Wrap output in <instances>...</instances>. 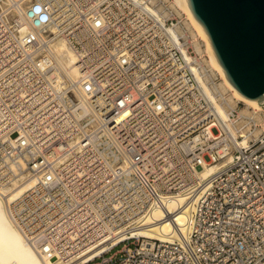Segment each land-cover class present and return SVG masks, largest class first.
<instances>
[{
    "label": "built area",
    "instance_id": "built-area-1",
    "mask_svg": "<svg viewBox=\"0 0 264 264\" xmlns=\"http://www.w3.org/2000/svg\"><path fill=\"white\" fill-rule=\"evenodd\" d=\"M180 19L168 0H0V196L25 186L9 213L53 261L264 264V103L223 114ZM157 208L184 229L136 234Z\"/></svg>",
    "mask_w": 264,
    "mask_h": 264
},
{
    "label": "bare ground",
    "instance_id": "bare-ground-1",
    "mask_svg": "<svg viewBox=\"0 0 264 264\" xmlns=\"http://www.w3.org/2000/svg\"><path fill=\"white\" fill-rule=\"evenodd\" d=\"M174 2L181 7V9L187 15L190 23L196 29L198 35L205 43L207 49L206 51L209 54V63L222 78V82H220L218 85H215V90L219 91V88L222 89L223 92H217L220 94V97L224 103L229 104L231 107H235L238 102L243 103L246 107L242 108L240 113L247 116L251 115V111H248V108H253L255 111L262 109V104L260 101L245 97L228 80L225 70L219 63L213 50L210 38L201 22L193 14L188 0H174ZM176 31V29L173 30L175 35L177 34ZM56 48L57 52L61 55L60 64L63 67L64 72L68 75H78L79 70L74 65L76 60L75 52L64 41L58 43ZM182 49L186 56L190 59V55L184 45H182ZM198 63L200 68L193 63L192 68L205 90L212 94V88L206 81L204 73H202L203 70L201 69L200 62ZM231 102H233L234 105H232ZM219 108L221 112L225 114V107L222 104H219ZM213 169L214 167L212 170ZM24 188V185L18 186L15 190H13V192L7 195L8 199L0 196V264H65L53 261V258H51L48 253L40 251L38 247L34 246L26 238L24 232L18 229L15 221L11 217L9 208L7 207L8 200H13L16 195L24 190ZM184 198L185 197L181 195L179 198L168 199L166 205L170 212H174L177 204L183 202ZM175 215L176 222L170 221L168 218H164L163 210L157 208L146 218L145 224L148 225L137 228L136 234L146 237L165 238L169 236V233L177 228V225H180V227L184 229L185 213H182L181 211L179 213H175ZM91 258L92 256L86 259L84 257V261H75L68 264H84Z\"/></svg>",
    "mask_w": 264,
    "mask_h": 264
},
{
    "label": "water",
    "instance_id": "water-1",
    "mask_svg": "<svg viewBox=\"0 0 264 264\" xmlns=\"http://www.w3.org/2000/svg\"><path fill=\"white\" fill-rule=\"evenodd\" d=\"M228 80L264 103V0H188Z\"/></svg>",
    "mask_w": 264,
    "mask_h": 264
},
{
    "label": "rangeland",
    "instance_id": "rangeland-1",
    "mask_svg": "<svg viewBox=\"0 0 264 264\" xmlns=\"http://www.w3.org/2000/svg\"><path fill=\"white\" fill-rule=\"evenodd\" d=\"M168 3L172 4L173 8L176 10L177 14L181 18L180 19L181 20L180 32L182 33V36L184 37V40L186 41V43L189 45L190 50L192 51V56H196L198 62H200L201 67L204 68L206 71H208V73L214 79L215 84L212 85V89L216 93L223 92L221 88H219V91L215 90V85L220 84V82H222V78L219 75V73L215 69H213L209 63V60H210L209 54L206 51L207 49H206V46H205L203 39L198 35L196 29L190 23L187 15L184 13V11L181 9V7L179 5H177L174 2V0H168ZM231 103H232V105H234L233 102H231ZM238 103H237L238 104V110H241L242 108L246 107L243 103H241V102H238ZM237 104H236V106H237ZM226 105H227V103L223 104L224 107H226ZM252 110H253V108H248V111H252ZM119 259H121V256H118V260Z\"/></svg>",
    "mask_w": 264,
    "mask_h": 264
}]
</instances>
